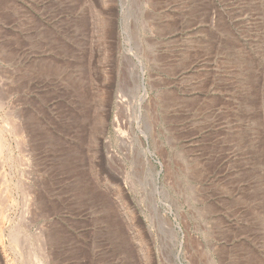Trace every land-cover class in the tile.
I'll list each match as a JSON object with an SVG mask.
<instances>
[{
	"label": "rangeland",
	"instance_id": "1",
	"mask_svg": "<svg viewBox=\"0 0 264 264\" xmlns=\"http://www.w3.org/2000/svg\"><path fill=\"white\" fill-rule=\"evenodd\" d=\"M0 133V264H264V0H0Z\"/></svg>",
	"mask_w": 264,
	"mask_h": 264
},
{
	"label": "bare ground",
	"instance_id": "2",
	"mask_svg": "<svg viewBox=\"0 0 264 264\" xmlns=\"http://www.w3.org/2000/svg\"><path fill=\"white\" fill-rule=\"evenodd\" d=\"M3 150H7L9 152L11 151V141H9L3 134L0 133V152H2ZM3 213L0 214V246L2 247V249L4 248V244L6 240L5 239V236H6L5 218L6 216Z\"/></svg>",
	"mask_w": 264,
	"mask_h": 264
},
{
	"label": "water",
	"instance_id": "3",
	"mask_svg": "<svg viewBox=\"0 0 264 264\" xmlns=\"http://www.w3.org/2000/svg\"><path fill=\"white\" fill-rule=\"evenodd\" d=\"M143 89H144V91H146V86L144 85V83H143Z\"/></svg>",
	"mask_w": 264,
	"mask_h": 264
}]
</instances>
